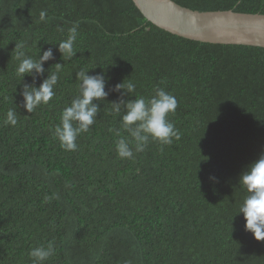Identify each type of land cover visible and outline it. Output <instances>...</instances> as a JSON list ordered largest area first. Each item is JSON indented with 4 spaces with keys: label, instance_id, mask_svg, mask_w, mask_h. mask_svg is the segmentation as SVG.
I'll use <instances>...</instances> for the list:
<instances>
[{
    "label": "trees",
    "instance_id": "obj_1",
    "mask_svg": "<svg viewBox=\"0 0 264 264\" xmlns=\"http://www.w3.org/2000/svg\"><path fill=\"white\" fill-rule=\"evenodd\" d=\"M173 1L264 14V0ZM73 23L77 53L64 61L51 43ZM21 42L33 59L53 49L37 86L63 64L53 99L33 113L19 94ZM81 68L104 72L106 91L131 80L136 92L126 100L148 98L155 87L173 94L169 119L180 139L119 158L109 131L120 127L110 111L119 93L109 92L77 150L65 151L52 132L78 93ZM16 105L17 125L4 126ZM262 152L264 47L173 34L132 0H0V264H31V249L49 242L55 254L45 264H264V241L238 213L247 195L240 175Z\"/></svg>",
    "mask_w": 264,
    "mask_h": 264
},
{
    "label": "clouds",
    "instance_id": "obj_2",
    "mask_svg": "<svg viewBox=\"0 0 264 264\" xmlns=\"http://www.w3.org/2000/svg\"><path fill=\"white\" fill-rule=\"evenodd\" d=\"M40 20L46 22L45 10L40 12ZM78 27L77 23H73L67 29L66 39L51 43L58 46L57 50L64 61L72 59L77 53L75 43L79 35ZM56 30L61 33L65 31L60 25ZM14 50L15 59L19 61L16 76L21 84L19 94L23 97L22 106L28 113H33L39 106L47 105L53 99L54 88L58 83L63 64L54 63L55 71L50 73L48 70L47 77L37 86L36 80L44 77L46 71L44 63L55 59L53 49L47 48L36 59L27 55L23 42L16 43ZM88 72L89 69L84 68L76 72V80L79 81L78 93L71 100L70 105L63 108L60 123L52 132L53 137L59 141L65 151L77 150L78 136L87 133L95 123L100 112L99 104L106 100L109 92L119 93L118 99L110 102V111L120 117V127L109 129L118 137L115 148L119 158L134 159V153L143 152L150 141L163 147L180 139L181 133L169 119L170 114L174 115L178 107V101L173 94L166 92L164 88L155 87L154 94L148 98L137 96L126 100V96L132 97L136 92V85L131 80L125 82L124 79L106 91L107 80L104 72L95 75H90ZM25 75L32 78V83L23 82ZM17 107L18 105L7 110L3 120L4 126L17 125ZM122 132H126L128 136H123ZM209 179L216 178L210 176ZM239 184L247 193L238 211L243 213L246 221L245 230L251 232L257 241H264V152L242 172ZM54 254V243L49 242L46 246L34 247L28 256L31 264H45Z\"/></svg>",
    "mask_w": 264,
    "mask_h": 264
},
{
    "label": "water",
    "instance_id": "obj_3",
    "mask_svg": "<svg viewBox=\"0 0 264 264\" xmlns=\"http://www.w3.org/2000/svg\"><path fill=\"white\" fill-rule=\"evenodd\" d=\"M142 15L173 34L204 42L264 47V14L196 10L173 0H132Z\"/></svg>",
    "mask_w": 264,
    "mask_h": 264
}]
</instances>
